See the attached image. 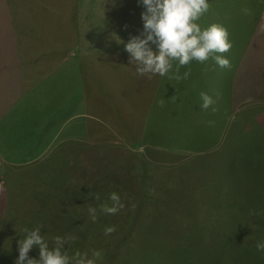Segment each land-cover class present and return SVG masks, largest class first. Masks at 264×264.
Returning <instances> with one entry per match:
<instances>
[{"label":"rangeland","instance_id":"1","mask_svg":"<svg viewBox=\"0 0 264 264\" xmlns=\"http://www.w3.org/2000/svg\"><path fill=\"white\" fill-rule=\"evenodd\" d=\"M81 1L73 8L83 12L86 6ZM20 4L30 10L31 22L50 19L49 27L41 28L38 35L57 44L64 33L60 12L67 0H20ZM208 4L213 9L197 23L202 28L215 23L227 29L232 47L221 55L231 67L221 68L211 59L194 60L179 69L180 75L190 69L189 77L177 81L169 78L177 62L167 76L150 79L128 63L124 44L142 32V3L92 0L86 35L96 36L95 43L103 50L97 77L105 98L100 119L115 117L126 131L131 130L127 139L142 142L128 143L119 137L97 143L95 136L87 143L50 142L53 125L46 118L50 92H41L39 100L45 102L33 109L27 106L13 113L23 121L33 118L35 124L14 129V120H4L3 132L0 127V213L5 214L0 220V250L18 257L16 244L26 235L23 229L35 228L22 225L23 213L29 210L37 209L50 219L67 203L84 209L87 216L89 206L97 203L103 229L65 251L70 257L87 249L101 252L96 264H264V252L256 248L264 241V0H209ZM2 30L10 48V27L0 26ZM55 82L66 88L76 84L69 73ZM215 85L232 91L224 95ZM202 92L213 100L208 109L201 107ZM112 103L114 115H109ZM77 121L68 120L73 134ZM13 131L19 133L17 137ZM32 138L37 145L45 140L48 144L34 158L30 153L29 160L20 161L22 147ZM148 139L156 146L151 147ZM114 172L118 185L113 183ZM132 177L145 179L155 200L147 192L144 198L131 197L129 186L144 195L136 188L140 181L132 182ZM111 192L124 204L115 215L99 211L101 204L111 205ZM10 204L20 207L11 210V216ZM108 226L116 230L105 235ZM0 264L12 262L2 256Z\"/></svg>","mask_w":264,"mask_h":264},{"label":"crops","instance_id":"2","mask_svg":"<svg viewBox=\"0 0 264 264\" xmlns=\"http://www.w3.org/2000/svg\"><path fill=\"white\" fill-rule=\"evenodd\" d=\"M81 2V0H67V6L60 12L63 16L64 33L56 44L54 39L50 40L44 35H38L41 28L43 30L44 27H49L50 19L47 22L33 23L29 17L30 10L27 11L20 4V0H0V26L10 27L12 43L9 48L8 35L5 38L0 35V127L2 132L7 126L4 120H14V129L21 126H34L33 118L23 121L12 114H19L18 111L24 107L31 106L33 109L37 104L45 102L43 99L39 100L41 92L44 91L50 92L47 98L46 115L53 125V130H50L49 134L50 142L54 139L60 142L74 140L87 143L93 140L92 136L96 137L93 142L97 143L116 141L119 137L122 141H130L128 143L142 142L140 140L131 142L127 139L129 137L127 134L131 133V130L126 131L120 120L115 117L100 119L105 98L98 88L97 77L103 64V50L96 45V36L86 35L89 28V11L93 8L92 0H83L86 6L83 12L73 8ZM211 9L213 8H209L206 13H209ZM0 33L4 34V31ZM133 67L136 71V66ZM130 69L131 65L127 64L126 72ZM56 73L58 76L53 77L52 75ZM66 73L71 74V81L73 80L76 84L70 88L64 85L57 86L55 81L59 82L62 74ZM128 77L130 81L129 74ZM46 82L48 85L43 86ZM214 87L224 95L232 91L222 90L219 85ZM243 102L247 101H240V103ZM111 105L107 113L114 115L113 103ZM151 105L152 99L147 104L146 112L150 111ZM71 118H78L75 123L77 130L74 134L67 128L70 126L68 120ZM138 133L135 135L140 136L141 131ZM13 134L17 137L19 133L13 131ZM33 141L34 138L30 140V142ZM155 142L148 139V143H152L151 147L156 146Z\"/></svg>","mask_w":264,"mask_h":264},{"label":"clouds","instance_id":"3","mask_svg":"<svg viewBox=\"0 0 264 264\" xmlns=\"http://www.w3.org/2000/svg\"><path fill=\"white\" fill-rule=\"evenodd\" d=\"M144 11L140 16L143 29L140 35L130 36L124 44L129 53L130 63L136 65L138 75L167 76L176 63V71L172 77L177 81L185 80L190 75V69L183 75L179 74L180 67L189 65L192 61L206 63L214 60L221 68H230L231 64L221 54L228 52L232 45L228 39V31L220 24H211L202 28L197 21L208 11V0H138ZM155 46L154 48L152 46ZM203 109H208L213 100L206 93H201ZM163 106V101H159ZM215 111V109H213ZM3 185H0V191ZM99 200V195L94 196ZM111 205L103 203L99 211L115 215L123 207L120 196L116 192L109 194ZM88 213L93 222L97 219V208L89 206ZM40 227L28 230L23 239L17 241L18 257L14 264H96L102 256L100 251L94 250L92 256L77 251L71 257L62 251L65 244L76 239L75 236L55 237L54 247L40 234ZM114 226L105 228V235L115 231ZM39 249V258L29 257V251L34 247ZM258 251L264 252V241L256 245Z\"/></svg>","mask_w":264,"mask_h":264},{"label":"trees","instance_id":"4","mask_svg":"<svg viewBox=\"0 0 264 264\" xmlns=\"http://www.w3.org/2000/svg\"><path fill=\"white\" fill-rule=\"evenodd\" d=\"M35 142L34 141L29 142L28 146L22 147V149H25V151H22L23 158L20 159V161L29 160L30 158H28V157H29L30 153L32 155V158H34L35 154L40 152V150L45 149V147L48 144V141H46V140L44 143H39V145H37ZM142 167H144L143 164H142ZM142 173L146 174L145 171H142ZM116 175H117L116 172H114L113 173V181H114L113 183L115 185H118V181L116 180V177H114ZM135 180L140 181V185L136 186V188L140 192H144V195L139 196L137 193H134V189H131V186L128 187V192H129V194H131V197L134 194L138 198H140V197L144 198L146 196V192L148 193V189H147L148 185H147V183H145V179H139L137 177H132L131 181L135 182ZM28 184H30V183H28ZM149 196L151 197L152 200H155V196H153L152 194L151 195L149 194ZM11 205L12 204L9 205V209H8L10 216L13 214V212H10L11 210L13 211V210H19L20 209V207H18L16 205L15 206H11ZM93 205H96V207H98L97 203H94ZM39 208L41 210V206H39ZM134 209H136V207ZM60 210L61 211L59 213L54 212V214H53L54 218H50V219H48V217L46 215L41 216V211H38L37 209L36 210H29L25 214L23 213V216L25 217V219H24V223L22 225L25 227H32V226H35V228L40 227V229H41L40 234L44 238V240L48 243L49 248H52L55 246L54 245L55 237H57V236L68 237V236L74 235L76 237V239L74 241L69 242L68 244H65L64 248H62V251H64V252L69 250V249H72V248H77L78 246H80L79 242L81 240H83L85 238V236L92 237L93 235H90L91 233L101 231V229H103L99 223L100 220L98 218L96 219L95 222H93L89 216V213L87 216H85L84 209L78 210V209H75V207H73L72 205L66 203V205L64 207H61ZM1 213H3V212H1ZM1 213H0V220H1V217L3 215H5V214H1ZM38 216H40L39 221L37 223H35L34 220ZM31 218H33L34 224H33V221L31 220ZM122 225H126V224H122ZM20 239H23L22 235L18 238V240H20ZM121 240H123V239L121 238L119 241H121ZM111 243L113 245H115L114 241H111ZM75 245H77V246L74 247ZM16 246H17L16 250L18 251V245L16 244ZM85 250H87V249H81L79 251L81 253H87L88 256H90L91 252L89 253ZM89 251H91V250H89ZM28 255L31 258H37L38 259L39 258L38 247L34 246L29 251ZM91 255H92V253H91ZM105 255H106V253H105ZM2 256L6 257L7 261H11L12 264H14L16 257H12V255L7 253L5 249L0 250V257H2Z\"/></svg>","mask_w":264,"mask_h":264}]
</instances>
